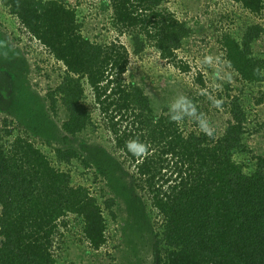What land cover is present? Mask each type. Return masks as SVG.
I'll return each instance as SVG.
<instances>
[{
	"label": "trees",
	"instance_id": "16d2710c",
	"mask_svg": "<svg viewBox=\"0 0 264 264\" xmlns=\"http://www.w3.org/2000/svg\"><path fill=\"white\" fill-rule=\"evenodd\" d=\"M104 1L111 11L110 29L128 37L136 55L152 47L162 60L177 62V52L192 31L164 6L168 0ZM228 1L236 8L233 11L245 16L248 12L261 18L264 11V0ZM1 5L62 67L60 84L45 95L49 112L56 113L61 105L67 114L59 127L62 141L67 143L96 127L92 112H97L112 143L110 151L97 148L98 173L88 176L84 169L89 173L92 165L74 148L59 146L51 156L21 135L20 129L14 135L13 122L4 120L0 129V264H58L54 244L57 237H64L70 216L79 222L91 251L105 247L106 214L116 218L115 201L94 188L99 175L107 174L110 180L115 171L121 173L116 162L122 169L133 170L132 175L122 173L134 190L149 197L157 220L154 264H264V155L255 156L254 161L247 158L248 134L263 127L250 119L263 97L253 102L249 94L240 98L219 92L216 99L222 105L216 110L230 118L225 131L207 136L192 114L180 123L170 120L168 109L157 115L144 89L127 79L130 52L126 46L118 40L91 41L82 32L80 11L66 0H1ZM219 32L225 66L237 80L251 89L263 82L264 57L251 47L262 38L264 26L246 23L239 36L225 31L224 25ZM5 46L0 34V50L17 57ZM182 65L190 72V66ZM254 69L259 73L254 74ZM2 80L9 83L11 77L2 72ZM197 80L204 84L201 74ZM10 87L14 89L15 84ZM1 90L4 100L7 89ZM29 91L30 103L42 115L39 121L51 122L44 113L47 106ZM204 99L194 100L196 116L205 109V115L211 111L204 108ZM136 138L150 146L146 158H137L126 148V142ZM50 139H41L42 145L52 147ZM63 165H76L83 172L72 174Z\"/></svg>",
	"mask_w": 264,
	"mask_h": 264
},
{
	"label": "rangeland",
	"instance_id": "374dc122",
	"mask_svg": "<svg viewBox=\"0 0 264 264\" xmlns=\"http://www.w3.org/2000/svg\"><path fill=\"white\" fill-rule=\"evenodd\" d=\"M66 2L80 11L82 32L91 41L104 43L118 40L126 46L130 52L127 79L144 89L157 115L162 114L166 109L169 110L171 105L172 112L179 113L187 108L190 115L196 117L194 100L205 97L202 104L204 108L207 106L211 110L206 116L212 124L213 133H219L225 131L230 118L223 110L217 111L212 104L217 100L219 92L240 98L244 94H249L253 97V102L264 98V81L252 89L241 84L236 75L225 66L222 49L217 41L220 34L218 28L222 25L225 26V31L233 36L236 34L239 36L238 33L245 28L246 23L264 26V11L259 18L248 12L245 16L244 12L233 11L236 8L231 7L228 0H168L164 6L175 13L178 20L192 31L177 52V62L173 63L162 60L152 47L136 55L130 39L126 36L119 37L110 29L111 11L104 0H66ZM0 34H2V44L14 50L17 56L13 57V52L11 55L8 53L4 55L5 52L0 50V71L8 73L11 77V82L8 83L2 80V72H0V96L1 89H7V98L2 100L3 97H0V129L3 128L4 120L13 122V125L10 124V129L14 135L19 134L18 129H20L21 135L26 134L28 139L36 146H41L51 156L59 146L64 149L72 147L92 165L90 172L86 173L84 169V173L88 176H91V173L97 174L98 163L95 151L100 147L110 151L112 142L109 133L98 118V113L92 112V99L88 97L87 102L97 128L89 127L82 134L70 138V141L65 143L62 141L63 134H59V127L67 115L65 109L60 105L56 113L49 112V103L46 102L45 97L50 89L60 84L62 67L54 61L45 48L24 32L16 19L6 13L1 0ZM251 49L253 53L264 57V34ZM7 55L13 59H7ZM205 56L213 58L210 65L203 63ZM182 64L190 66V72L184 71ZM199 74L203 76V85L197 80ZM12 83L15 84L14 89L10 87ZM30 89L38 94L47 106L44 108V113L47 112L51 122L39 121L42 115L39 109L35 108V104L30 103ZM192 109L195 111L192 112ZM203 113L206 114V109ZM250 119L256 120L263 126L260 131L248 134L247 158L249 161H254L255 156L264 155V101L261 105L253 107V115ZM38 127L41 130H38ZM48 136L51 138L52 147L42 145L41 139ZM76 163L79 165L78 161ZM115 166L121 173L117 174L115 171V175L111 176L110 180L107 174L102 178L99 175L98 183L94 188L105 198H112L115 201L113 210L116 218L113 219L106 214L107 244L98 251H91L84 240L79 222L70 216L67 218L68 226L64 229V237H57L54 244L56 256L60 260L58 264H154L152 248L157 239L155 235L157 228L154 226L157 220L155 221L151 214L149 197L134 190L129 179L123 175L122 172L132 175V169L126 167L122 169L118 162ZM62 168L65 171L71 170L72 174L79 172L80 169L83 172V169L77 168L76 165H63ZM117 190L121 193L118 194Z\"/></svg>",
	"mask_w": 264,
	"mask_h": 264
},
{
	"label": "clouds",
	"instance_id": "9594fccd",
	"mask_svg": "<svg viewBox=\"0 0 264 264\" xmlns=\"http://www.w3.org/2000/svg\"><path fill=\"white\" fill-rule=\"evenodd\" d=\"M213 58L211 56H205L203 63L205 64H211ZM259 69H254V74H258ZM222 105V101L215 100L213 101V106L216 108H220ZM192 112L195 111V109L191 110ZM169 114H170V120L176 123H180L183 121L186 117V115H190L189 109L185 108L181 112L176 113L175 115L172 114V106H169ZM201 116L203 118H201ZM195 121L197 125L199 126L200 130L205 133L207 136H212L213 134V127L207 116L203 113H201L200 116L195 117ZM149 145L145 144L144 142L140 141L139 138L129 140L126 142V148L129 152L132 153L133 156L140 158V157H147L149 154Z\"/></svg>",
	"mask_w": 264,
	"mask_h": 264
}]
</instances>
